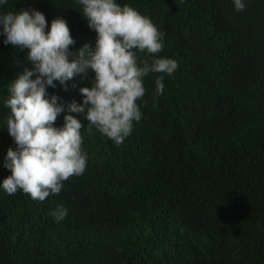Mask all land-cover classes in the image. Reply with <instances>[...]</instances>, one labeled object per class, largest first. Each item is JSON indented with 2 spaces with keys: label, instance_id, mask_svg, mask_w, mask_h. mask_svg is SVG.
Listing matches in <instances>:
<instances>
[{
  "label": "trees",
  "instance_id": "obj_1",
  "mask_svg": "<svg viewBox=\"0 0 264 264\" xmlns=\"http://www.w3.org/2000/svg\"><path fill=\"white\" fill-rule=\"evenodd\" d=\"M0 264H264V0H0Z\"/></svg>",
  "mask_w": 264,
  "mask_h": 264
}]
</instances>
